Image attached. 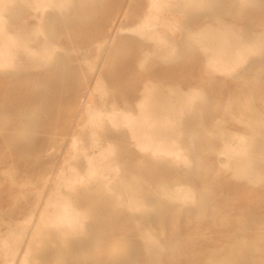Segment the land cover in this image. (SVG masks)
Instances as JSON below:
<instances>
[{"label": "rangeland", "instance_id": "1", "mask_svg": "<svg viewBox=\"0 0 264 264\" xmlns=\"http://www.w3.org/2000/svg\"><path fill=\"white\" fill-rule=\"evenodd\" d=\"M188 1L193 5L189 8L195 7L188 9L185 8L188 4L182 7L174 4V0H164L165 3L159 4V10H156L157 20H154L150 16L151 0H70L64 8L67 13L64 24L58 14L39 19L38 12L34 14L32 8L24 7L23 0L7 4L4 11L7 29L30 33V43L35 45L38 27H52V39L65 49L74 46L75 72L71 78L66 74L56 76L59 66L63 70L71 64L68 57L57 64L30 66L20 60L24 56L17 52L20 47L15 50V63L0 68L1 232L6 229L2 218L7 219L13 197L19 198V205L16 206L20 211L30 204L28 194H23L28 186H22L21 191L19 186L9 188V171L12 168L15 169L16 183L36 176L54 180L56 169L67 153L70 138L85 118L86 105L103 101V107L113 105L137 113L138 100L148 87L158 89L166 97L184 93L182 95L192 98L190 114L194 122L187 127L185 125V128L193 130L192 151L196 153L191 154L189 166L175 162L173 166L178 169L170 174L176 176L175 183H194L199 189L212 190L214 196L222 200L208 203L205 209L191 207L188 212L192 216L191 221L184 216L187 207L181 208L183 211L179 212L177 228L180 253L194 250L209 252L213 249L224 253L226 245L246 238L256 239L264 247V127L248 123V118L264 119V57L260 55V47L264 48V0H200L209 5L211 11L202 10L198 6L199 0ZM162 18H168V22L165 23ZM144 21L153 22L158 36L166 37L167 41L138 34L134 28ZM205 31L217 34L214 35L215 40L233 38L236 43L233 41L232 48L239 47L240 52L245 48V62L231 72H221L211 66L208 61L210 53L199 49L202 47L201 34ZM79 33L85 34L79 39ZM248 47L253 50H248ZM43 80L47 85L39 91L36 85ZM24 82L27 84L26 91L22 87ZM132 84L133 91L128 93L127 86ZM100 87L106 89L101 95ZM173 92L174 95H171ZM51 111L56 113L50 116ZM26 121L32 125L28 134L31 150H45L41 160L30 165H25L20 149L14 145L16 136L24 134ZM66 126L70 130L66 134V145L56 150V140L62 137L60 133ZM232 132H238L250 141L251 157L259 169L257 179L236 177L233 165L237 158L228 159L220 154L223 147L221 134L228 140ZM127 137H130L129 134ZM108 139L113 140L109 136ZM131 148L136 154L132 158L135 160L166 159L164 156H143L133 145ZM50 152L56 154L53 155L54 159L56 157L54 171L47 162L51 158L48 155ZM186 167L195 171L189 172L190 177L184 175L183 168ZM216 209L225 210L224 217L228 218L229 224L219 222ZM197 215H201L202 219L196 220ZM251 215L256 218L250 222L248 230L235 226L236 219L251 220ZM14 216L16 220L21 219L19 211ZM144 220L156 223L153 216ZM165 220L167 232L170 229L167 227L168 219ZM124 230L125 227L107 229L105 238L80 246L78 255L90 264H99V258L123 238ZM63 251L61 248L58 255ZM116 258L113 262L117 261ZM257 259L260 263L264 262V253ZM47 260L48 256L36 258L39 262ZM233 260L227 264H236ZM195 263L209 264L205 260ZM0 264L4 263L0 261ZM140 264H143L142 260ZM176 264L192 263L181 257Z\"/></svg>", "mask_w": 264, "mask_h": 264}, {"label": "bare ground", "instance_id": "2", "mask_svg": "<svg viewBox=\"0 0 264 264\" xmlns=\"http://www.w3.org/2000/svg\"><path fill=\"white\" fill-rule=\"evenodd\" d=\"M13 1L0 0V68L13 65L17 52L24 55L21 61L34 67L47 63H61L68 57L71 64L63 70L59 66L56 76L58 78L66 74L70 78L73 77L74 46L65 49L61 43L52 39L51 35L54 34L52 27L48 25L38 27L36 31L38 40L35 45L30 43L32 40L30 33L12 32L7 29L4 11L7 10V4ZM23 1L24 7L32 8L34 14L38 12V18H51L58 14L62 24L66 21L67 13L64 8L70 0ZM163 2L164 0H151L150 16L154 20L157 17L156 10ZM188 2L174 0V4L182 7ZM197 2L202 10H212L204 1ZM190 5L193 6L188 4L185 8L195 7L189 8ZM163 21L167 23L168 18H164ZM161 23L163 24L162 21ZM134 30L138 34L151 38L159 37L160 40L167 41L166 37L158 36L153 22L139 23ZM84 34L79 33L77 37L80 39ZM201 35L202 47L199 49L210 53L208 61L218 71H234L247 59L245 48L242 52L239 51V47L232 48L235 41L233 38L215 40L214 35L217 34L209 31L202 32ZM17 47L20 48L16 52ZM261 47L260 55L264 57V48ZM248 50L251 51L253 48L248 47ZM37 84L36 88L39 91L47 85L44 80ZM56 84L59 85L58 80ZM26 85L25 82L22 83L24 91L28 90L25 88ZM127 91L128 93L133 91V84L127 86ZM99 92L101 95L106 89L100 87ZM158 93V89L146 87L143 96L138 100L137 113L113 105L109 108L103 107V101L100 104L86 105L85 118L79 123L78 131L70 138L67 153L62 158L59 168H55L56 157L55 159L53 157L56 154L48 153L51 156L47 160L49 168L52 171L56 169L54 180L36 176L26 182L16 183L15 169L9 171V188L19 186L21 191L22 186H28L23 194H28L30 204L20 211L19 206H16L19 198L15 196L11 200L13 205L7 219L2 218L6 226L5 231H0L2 263L90 264L78 255V248L88 242L92 244L105 238L107 229L125 227L123 238L99 258V264H140V260L143 264H176L181 257L192 264L204 260L209 264H227L232 259L236 264H264L257 259L264 253V247L253 238L233 241L225 246L224 253L213 249L209 252L194 250L182 254L178 250L177 228L179 212L183 211L181 208L187 207L184 216L187 221H191L192 216L188 214L191 207L205 209L208 203L220 199L214 196L212 190L199 189L194 183L174 182L176 176L172 177L170 173L178 169L173 166L175 162L189 166L191 154L196 153L193 152V130L185 128V125L187 127L194 122L190 114L192 98H188L189 95H182L184 93L175 97H166ZM171 95H174V92ZM55 113L51 111L50 116ZM248 119V123L264 127V119L255 117ZM25 123L27 127L23 130L24 134L16 136L14 145L20 149L25 165H30L39 162L45 150H31L28 134L32 131V125L28 121ZM181 125L184 127L181 128ZM67 128L69 127L62 128L63 132L60 133L62 137L56 140V150L66 145V134L70 131ZM127 134L129 138H126ZM108 136L113 140H109ZM220 138L223 142L220 154H224L228 159L237 158L233 165L234 175L238 178L257 179L259 169L251 157V144L247 137L232 132L228 140L224 134H221ZM132 145L143 156H164L166 159L160 161L132 159L136 155L132 151ZM125 155L129 157H123ZM183 171L186 177H190L189 172L194 170L186 167ZM16 211L21 213V219L16 220L14 216ZM215 213H219V222L229 224L228 218L224 217V209H216ZM149 216L155 217L156 223L145 222L144 219H148ZM201 217L197 215L195 219H202ZM166 218L167 227L170 229L167 232L164 225ZM250 218L251 220L246 221L242 218L236 219L235 226L248 230L250 222H254L256 217L251 215ZM61 248L64 251L58 255ZM40 256H48V260L36 261ZM116 256L117 261L113 262Z\"/></svg>", "mask_w": 264, "mask_h": 264}]
</instances>
